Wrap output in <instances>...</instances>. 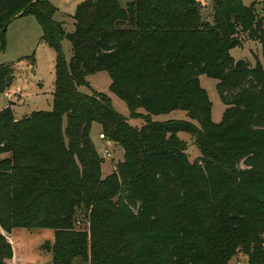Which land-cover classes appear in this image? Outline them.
<instances>
[{"label": "trees", "instance_id": "1", "mask_svg": "<svg viewBox=\"0 0 264 264\" xmlns=\"http://www.w3.org/2000/svg\"><path fill=\"white\" fill-rule=\"evenodd\" d=\"M201 1L84 0L67 33L50 0H0V50L8 25L31 14L57 52L53 108L0 110V264L19 227L54 230L42 245L51 264H229L241 251L264 264V20L242 0H213L208 20ZM242 36L263 60L232 56ZM100 71L129 117L107 94L79 90ZM201 75L218 80L220 122ZM14 78V63L0 64V93ZM175 110L188 119L153 118ZM94 123L124 149L106 177ZM180 132L201 153L194 161Z\"/></svg>", "mask_w": 264, "mask_h": 264}, {"label": "rangeland", "instance_id": "2", "mask_svg": "<svg viewBox=\"0 0 264 264\" xmlns=\"http://www.w3.org/2000/svg\"><path fill=\"white\" fill-rule=\"evenodd\" d=\"M84 0H50L56 7L53 19L60 22L64 30L69 33L74 31V18L77 6ZM121 5L133 0H118ZM246 5H253L261 19L264 20V0H242ZM205 7L203 15L208 20L212 19L213 0H202ZM34 15L27 14L13 20L7 27L5 32L6 46L0 50V64L5 62H13L15 66V78L12 85L4 92L0 93V110L11 105L14 109L15 116L21 118L24 115L30 114L34 110H51L53 108V93L55 90L56 81V50L42 40L43 30L37 22V28L31 26L30 23L21 27L18 20ZM37 20V19H36ZM28 22V21H27ZM20 26V27H19ZM242 44L234 47L231 50L232 56L236 59L248 60L251 63H256V56L263 60L262 46L257 40L241 37ZM62 49L67 60L72 56V45L69 39L65 38L62 41ZM88 85L79 87V90L91 94L93 90L105 93L113 100L114 107L125 116L129 117V109L124 100L119 98L110 90L111 78L106 71H100L86 77ZM200 82L203 88L208 92L212 101V119L214 122H220L226 105L221 100L217 90L218 80L207 75L200 76ZM140 111L145 112L143 109ZM155 120L168 119H188L186 112L183 110H175L168 114L153 115ZM129 122L133 126H141L143 119L129 118ZM103 132L102 126L99 123H94L91 135L96 142L97 149L101 156H104L106 148L112 152V156L105 159L102 166L103 177L109 175L124 157L123 147L114 142L111 146H107L106 140L100 138ZM180 137L188 142L187 153L190 160L194 161L201 153L194 145L191 136L186 132H180ZM6 154H0V158ZM77 228L86 229L88 226L84 216L78 214ZM52 229L41 228H24L19 227L10 233V238L13 242V247L19 257L20 264H51V254L42 248V243L45 241ZM264 233H262L263 235ZM261 235V236H262ZM50 237V236H49ZM245 259L244 251L239 252L232 258L229 264L236 259ZM9 264V263H8ZM76 264H88L78 261Z\"/></svg>", "mask_w": 264, "mask_h": 264}, {"label": "crops", "instance_id": "3", "mask_svg": "<svg viewBox=\"0 0 264 264\" xmlns=\"http://www.w3.org/2000/svg\"><path fill=\"white\" fill-rule=\"evenodd\" d=\"M34 18H32L31 16H27V17H24V18H22V19H20V20H18L17 22H15V24H19V25H21V27H23L24 25H26V24H28V23H30L31 24V26H33L34 28H35V30H36V28H37V20H36V17L35 16H33ZM28 21V22H27ZM20 27V26H19ZM262 59V58H261ZM91 137H92V135H91ZM92 139H93V137H92ZM93 142H94V144H95V146H96V142L94 141V139H93ZM97 147V146H96ZM16 229V228H15ZM15 229H13V230H15ZM41 229H49V228H41ZM53 230V229H52ZM13 232V231H12ZM11 232V233H12ZM50 235H48L47 237L48 238H46L45 239V241L42 243V244H44L46 241H53L54 240V237H55V232H54V235L52 234V232H50L49 233ZM5 235L7 236V238H8V240L11 242V244H12V247H13V242H12V239L10 238V233H5ZM50 236V237H49ZM49 253V252H48ZM51 254V253H50ZM20 264V260H19V257L17 256V253H16V251H15V249H14V247H13V258L12 259H8L7 261H6V264Z\"/></svg>", "mask_w": 264, "mask_h": 264}, {"label": "built area", "instance_id": "4", "mask_svg": "<svg viewBox=\"0 0 264 264\" xmlns=\"http://www.w3.org/2000/svg\"><path fill=\"white\" fill-rule=\"evenodd\" d=\"M100 138L103 139V140H106L107 146H111L113 144V141L108 139V138H106V136L103 133L100 134ZM111 156H112V152L109 150V148H106L103 158L106 159V158H109ZM78 222L81 223L80 220ZM263 238H264V234H263ZM263 247H264V243H263ZM232 264H250V263H249L248 260L243 258V259L234 260L232 262Z\"/></svg>", "mask_w": 264, "mask_h": 264}]
</instances>
